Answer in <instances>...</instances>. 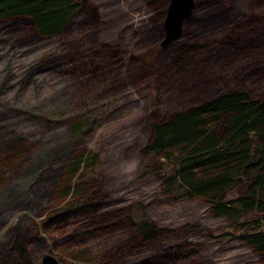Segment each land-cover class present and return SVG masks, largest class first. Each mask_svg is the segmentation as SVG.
Returning a JSON list of instances; mask_svg holds the SVG:
<instances>
[{
	"label": "trees",
	"instance_id": "obj_1",
	"mask_svg": "<svg viewBox=\"0 0 264 264\" xmlns=\"http://www.w3.org/2000/svg\"><path fill=\"white\" fill-rule=\"evenodd\" d=\"M144 1L151 8L149 26L135 30L120 44L108 45L99 39L101 15L90 0H0V42L9 49L60 35L64 59L59 67L64 62L66 71L81 79L83 89L88 87L85 78L102 82L113 76L114 63H118V68L122 66L128 51L126 66L141 73L148 61L144 59V64L137 67V59L157 51L156 67H163L162 75L168 79L170 75L174 77L167 73L170 64L175 69L181 68V72L183 67L198 62L221 65L228 80L224 91L213 96L201 95L190 105L153 121L142 151L153 155L154 160L146 169L157 176L165 194L203 200L209 205L210 214L225 219L234 231L231 233L264 262V63L236 71L238 62L264 56V2L258 8L236 11L238 0H195L191 14L183 21L180 36L163 48L160 41L169 0ZM55 58L59 59V53ZM117 74L121 76L120 68ZM70 78L75 79L69 76V81ZM151 80L158 82L155 73ZM254 81L257 86L252 85ZM195 87L185 86L183 93ZM24 105L29 107L26 101ZM44 116L40 115L41 120L52 126L70 119L66 123L72 137L80 138L91 124L83 117L51 122ZM27 138L0 120L1 183L6 182L5 176L10 180V174L18 170L17 160L31 143ZM31 139L32 144L38 140ZM98 161L99 154L92 148L77 150L60 161L59 177L54 178L57 181H48L43 188L56 200L41 221L47 231L61 228L69 229L73 235L79 231L88 235L114 226L112 210L101 207L103 185L93 173ZM168 164L170 170H166ZM45 170L46 167L42 171ZM2 193L0 219L6 215ZM132 220V234L121 242L124 246L130 240L142 243L158 236L160 228L155 222L134 217ZM200 247L198 242L183 240L160 254L159 250L154 260L147 258L138 264L194 262ZM80 254L79 251L72 255L83 262L85 258ZM116 258L119 257L113 255L106 260L112 263ZM2 261L35 264L32 251L20 237L10 242ZM114 264L123 263L117 260Z\"/></svg>",
	"mask_w": 264,
	"mask_h": 264
},
{
	"label": "rangeland",
	"instance_id": "obj_2",
	"mask_svg": "<svg viewBox=\"0 0 264 264\" xmlns=\"http://www.w3.org/2000/svg\"><path fill=\"white\" fill-rule=\"evenodd\" d=\"M90 1L97 5L101 15L99 39L105 44H120L135 30L149 26L152 13L144 0ZM263 2L238 0L235 10L258 8ZM32 42L9 49L0 42V120L20 130L31 142L28 150L19 156L18 170L10 174V180L5 176L6 182L1 183L0 179V193L5 192L1 200L6 210L5 217L0 219V264H4L3 255L15 237L24 239L35 264L46 253L53 254L63 264L102 261L101 264H114L117 260L138 264L147 258L154 260L159 250L160 254L183 240L200 243V252L194 262L176 264H264L244 241L232 234L234 231L225 219L210 214L209 205L203 200L165 194L157 176L146 169L154 160L153 155L142 151L153 121L190 105L201 95L213 96L224 91L227 73L221 65L198 62L183 67L181 72V68L175 69L170 64L167 73L174 77L170 75L168 79L162 75L164 68L156 67L157 51L137 59V67L144 64V59L148 61L142 73L126 66L130 58L128 51L119 67L120 77L115 62L113 76L102 82L85 78L88 87L83 89L81 79L67 72L64 62L59 67L64 59L60 35ZM262 63L264 56L251 62L241 61L236 64V71ZM154 73L157 83L151 80ZM69 76L75 79L69 81ZM192 85L196 86L193 91L183 93V87ZM252 85L257 86V81ZM42 114L51 122L83 117L91 124L80 138L72 137L66 123L70 119L52 126L41 120ZM31 138L38 140L32 144ZM84 148H92L99 154L93 173L103 185L101 207L112 210L114 226L88 235L81 231L73 235L69 229L61 228L47 231L41 221L56 200L43 188L48 181H57L60 161ZM170 167L168 164L166 170ZM55 169L58 170L53 173ZM133 217L155 222L160 228L158 236L147 242L130 240L126 246L121 244L132 234ZM79 251V256L85 258L83 262L72 255ZM113 255L119 258L109 263L106 259Z\"/></svg>",
	"mask_w": 264,
	"mask_h": 264
},
{
	"label": "water",
	"instance_id": "obj_3",
	"mask_svg": "<svg viewBox=\"0 0 264 264\" xmlns=\"http://www.w3.org/2000/svg\"><path fill=\"white\" fill-rule=\"evenodd\" d=\"M195 6V0H169L166 14L164 17V36L160 43L167 46L170 42L177 39L182 31V24ZM39 264H63L53 254H43Z\"/></svg>",
	"mask_w": 264,
	"mask_h": 264
}]
</instances>
